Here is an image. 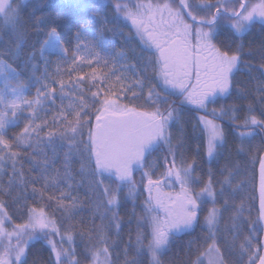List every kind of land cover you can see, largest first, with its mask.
Returning a JSON list of instances; mask_svg holds the SVG:
<instances>
[{"label": "snow or ice", "instance_id": "snow-or-ice-1", "mask_svg": "<svg viewBox=\"0 0 264 264\" xmlns=\"http://www.w3.org/2000/svg\"><path fill=\"white\" fill-rule=\"evenodd\" d=\"M256 25L264 0H0V264H28L35 244L47 264H162L197 227L181 264H264V44L253 65L242 42L219 40ZM185 113L198 114L194 149L173 134ZM229 133L251 155L239 182L238 168L219 166ZM257 161L258 209L241 195ZM129 203L135 243L121 249Z\"/></svg>", "mask_w": 264, "mask_h": 264}, {"label": "trees", "instance_id": "trees-1", "mask_svg": "<svg viewBox=\"0 0 264 264\" xmlns=\"http://www.w3.org/2000/svg\"><path fill=\"white\" fill-rule=\"evenodd\" d=\"M55 2L58 3L59 0H55ZM84 2L85 3H91L92 0H84ZM96 2L98 4H100V6L102 8L103 4L106 3L107 0H96ZM26 11H30V9H26ZM109 27H112V25H109ZM125 33H127V29H125ZM106 35L110 41H113L115 43L117 50L119 51L120 46H121V38L119 36L114 37L112 33H107ZM219 40L221 43H230V44H234V45L240 44L242 42L245 45V47H244L245 55L247 56V54L251 50L252 56L250 57V60H251L253 65H258L259 54L261 51V45L264 44V31L261 30L259 25H256L254 28L251 29V31L249 33H246L244 35L242 41L239 39L233 40L230 37L229 33H227V32H222L221 35L219 36ZM29 42H30V44L36 42L35 33L31 32V31L29 32ZM132 47H135V45H132ZM103 54L104 53L101 52V55H103ZM129 56H131V53H129ZM52 59L54 60L55 58L52 57ZM48 71L49 72H55L56 71V63H50L48 66ZM39 72H43V67H41L39 69ZM247 73H248V68L242 67L241 75H239L237 77V79L240 82V84H243L247 87H252L253 85L249 84V82H248L249 77H248ZM252 74L258 75V73H256V72H253ZM26 94L29 97L31 95L35 96V87L33 86L30 89H28ZM227 103L231 104V101H228ZM41 114L43 115V113H41ZM183 118L185 120V117H183ZM49 120H50V117H49ZM217 123H221L225 126H228L230 124V121L228 120L227 117H225L223 121L218 120ZM183 133H184V130H183ZM173 134L176 136H179V133H177V131H174ZM192 136H193V134H192ZM193 138L195 141L194 136H193ZM257 139L259 142V138H257ZM256 143H257V141H256ZM200 156L203 157V159H204L203 152H201ZM257 163H258V161H257ZM257 163H256V166H257ZM56 167L57 168L60 167V164H57ZM75 169L78 171L79 164L75 165ZM25 172L26 173L28 172V166L27 165L25 166ZM138 174L139 173H137V176H138ZM255 177H256V170H255ZM137 179H139V178H137ZM77 180H79V177H77ZM86 191H87V187L85 186L79 190L78 195H79L80 200L84 204V213H83L82 218L85 220H90L91 215H92V211H93V205L90 204L88 199L85 197ZM142 197L143 196H141V198ZM9 204H10V211H12V213L14 215L17 214L16 213V206L12 205L11 201H9ZM255 204H256V201H255ZM119 211H120V217L122 218V221H123V231L120 233L119 244H120V248L123 249L124 245L129 241L130 236H131L132 243L133 244L135 243L136 221L133 219L131 222V225L129 226V220L131 219V214H132V204L131 203H129L126 208H122ZM137 212H139L138 208H137ZM57 215H59V214H57ZM79 219H81V217H77V220H79ZM96 223L99 224L100 221L97 220ZM113 238L115 239V231H113ZM77 243H79V240L77 241ZM182 248L184 249V247L182 245H178L177 251H179V252L182 251ZM121 255H122V253H121ZM168 256H169V253H167V256H166V254L162 255V258H161L162 264H181L180 258L177 257L175 259L173 257L171 259H167ZM113 258L115 259V254H114ZM48 259H49V251L47 250V248L44 245L35 244L34 246L31 247V249L29 251V255H28V264H47ZM145 264H146V262H145Z\"/></svg>", "mask_w": 264, "mask_h": 264}, {"label": "rangeland", "instance_id": "rangeland-1", "mask_svg": "<svg viewBox=\"0 0 264 264\" xmlns=\"http://www.w3.org/2000/svg\"><path fill=\"white\" fill-rule=\"evenodd\" d=\"M0 87H2V81H0ZM34 96H30L29 98H32ZM216 107H219V105H217ZM211 111V108L209 109ZM198 114L192 113H185V120L183 118L182 122L178 125H176L175 128H179V129H183L184 130V135L187 139V143L191 145V147L194 149L195 148V143H194V137L199 135V131L197 130V132H193V125L196 122V116ZM188 118V119H187ZM190 128V134H188L186 132V127ZM177 133H179V135H181V131L177 129ZM193 134V136H192ZM228 136V144L225 147L224 150V157L225 159H222L219 163V166L222 167L225 163V160L229 161L234 168H238L239 171L241 172V175L239 177H237V182H239L240 180H243L245 178L246 175H248V169L252 168V163H251V155H245V154H238L236 151V145H237V141L234 140L232 134H227ZM193 142V143H192ZM254 143H256V141H254ZM257 143H258V139H257ZM200 156V164L204 163L205 164V172H207L208 169V164L206 163V158ZM204 161V162H203ZM255 170H256V164H255ZM137 178H139V174L137 176ZM256 180V177H255ZM255 180L252 184L248 185L247 190L244 193H241L242 196H247L249 194L254 195L255 196ZM146 195V193H145ZM210 206V205H209ZM253 218H255V212H253ZM225 219H227V216H225ZM201 221L203 222V217H201ZM201 229L200 227H197L195 232L192 235V240L195 239L197 236H201ZM184 252H179L175 254V256H177L178 258H180L181 262L186 260V252L187 250H183ZM180 253H182L183 255H180Z\"/></svg>", "mask_w": 264, "mask_h": 264}, {"label": "flooded vegetation", "instance_id": "flooded-vegetation-1", "mask_svg": "<svg viewBox=\"0 0 264 264\" xmlns=\"http://www.w3.org/2000/svg\"><path fill=\"white\" fill-rule=\"evenodd\" d=\"M188 119V118H187ZM177 129L179 130V128H175L173 129L174 131H177ZM181 130V129H180ZM186 132L188 134H190V128L187 126L186 127ZM200 167L203 168V171L205 172V164H200ZM143 199H144V196L140 199V202L142 203L143 202ZM137 208L139 209V205L137 206ZM201 224H203V222L201 221ZM193 235V234H192ZM192 235H186V234H183V233H180L177 235V238L173 241L172 245L169 246V250L167 253H169V256L167 259H171V258H177V256H175L176 253H178L177 251V247L178 245H182L184 247L185 250H187V245H188V242L190 240H192ZM182 248V251L180 252H184V250ZM167 253H166V256H167ZM180 255H183L182 253H180ZM162 258V256H161Z\"/></svg>", "mask_w": 264, "mask_h": 264}, {"label": "water", "instance_id": "water-1", "mask_svg": "<svg viewBox=\"0 0 264 264\" xmlns=\"http://www.w3.org/2000/svg\"><path fill=\"white\" fill-rule=\"evenodd\" d=\"M259 164L257 163V167H256V184H255V196H256V206L258 209V196H259V192H258V187H259Z\"/></svg>", "mask_w": 264, "mask_h": 264}]
</instances>
